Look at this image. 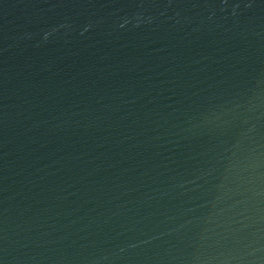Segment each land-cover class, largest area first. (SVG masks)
<instances>
[{"label": "water", "instance_id": "1", "mask_svg": "<svg viewBox=\"0 0 264 264\" xmlns=\"http://www.w3.org/2000/svg\"><path fill=\"white\" fill-rule=\"evenodd\" d=\"M0 264H264V0H0Z\"/></svg>", "mask_w": 264, "mask_h": 264}]
</instances>
